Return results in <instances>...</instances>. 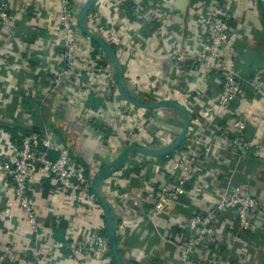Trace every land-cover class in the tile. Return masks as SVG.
I'll return each instance as SVG.
<instances>
[{
  "label": "built area",
  "instance_id": "obj_1",
  "mask_svg": "<svg viewBox=\"0 0 264 264\" xmlns=\"http://www.w3.org/2000/svg\"><path fill=\"white\" fill-rule=\"evenodd\" d=\"M57 1L55 14H51L48 7L35 4L40 16L35 23L41 25L28 26L38 46L37 61L44 52H52L44 54L34 68L32 82L5 85L10 92L5 99L0 97V105L5 108L13 104L14 99L10 95L23 90L25 95H33L39 102L49 104L57 115V125L63 122L60 113L72 116L77 125L101 120L109 126L111 140L101 136L96 142L104 145L107 141L115 147H111L115 152L106 153L108 159L100 156L103 162L87 170L74 160L76 155L65 139L49 129L39 128L34 134L20 135L18 141H12L8 134L0 131V230L7 225L25 227L19 249L27 264H69L74 261L78 264H114L106 235L104 210L93 191L92 182L99 170L112 163L126 147L161 148L163 146H155H165L170 142L163 143L162 133L177 138L180 130L172 134L166 129L168 109H139L122 99L107 56L78 27V15L88 0ZM255 1L250 0L251 6ZM260 4L264 13V0H260ZM249 9L257 10L256 6ZM249 9L243 7L242 10L238 0H203L190 7L186 0L185 12L179 9L178 0H97L92 9L94 13L87 16L86 26L112 47L127 86L137 99L153 103L175 100L186 107L192 118L185 151L176 155L178 149L165 163L154 167L160 174L158 184L149 186L141 182V172L136 175L144 199L151 196L154 202L151 207H143L138 215L133 236L134 239L139 237L142 244L136 253L129 245L118 242L126 264L139 263L149 256L151 236L147 238L144 235L151 224L161 234L164 246L175 249L181 264H225L221 252L224 246L230 248L236 241L242 245L241 264L251 261L253 246L237 235L224 237V227L219 226L221 214L231 213L240 233L252 235L260 229L264 223V199L253 194L251 184H231L215 191V204L188 217L177 207L187 198L211 191L213 185L208 182L205 170L211 152L218 154L228 150L227 153L237 161L250 160L248 157L253 155L261 164L264 162V136L260 133L264 121L261 117L255 120L254 134H251V120L242 109V105L252 107L264 101V67L255 73L253 79L245 80L236 69L233 52L236 26L243 22L251 27V31L256 27V23L248 22ZM24 13V10L15 8L14 0H0V30L14 39L17 17ZM259 17H262V12ZM41 32L47 37L40 35ZM178 32L183 36H176ZM151 39L173 50L176 47L180 52L190 39L194 41L185 54L179 53L174 59L176 64L181 61L190 65L185 68L190 83L171 91L164 88L163 74L168 72L164 65L169 59L162 56H158L154 75L138 74L133 69L137 57L144 65L150 62L144 54L149 50ZM160 50L161 46H158L157 53ZM18 57L24 66L28 65L22 53ZM5 70L11 82L15 71ZM213 75L217 84L210 91L203 90L206 107H201L196 99L203 96L201 89ZM196 80L202 82L200 87L194 84ZM250 89L252 95L249 96ZM93 99L100 101L97 108L90 105ZM236 104L238 108H232ZM231 110L234 118L226 128L235 136L231 140L228 137V145L224 141L217 144L219 137L216 133L224 129L218 127L217 120ZM18 118L31 121L29 127H37L31 115H19ZM151 161L154 159L131 155L120 171L102 183L101 192L107 202L112 199L109 194L117 191L121 195L116 194L117 199L122 203V197H128L129 192L125 186L124 189L117 187V182L128 179L127 175L130 176L134 169L133 164H140L144 173L153 169ZM44 181L55 186L46 190L42 187ZM37 185L42 188L43 196L46 192L48 198L44 201L51 207H40L36 197ZM4 194L8 196L2 198ZM44 209L50 211L54 228L65 225L63 240L55 239L53 224L47 229L46 213L43 215L41 212ZM174 212L184 217L182 225H178L183 232L180 235L171 229L170 213ZM129 233L130 230L123 226L117 230L121 238Z\"/></svg>",
  "mask_w": 264,
  "mask_h": 264
},
{
  "label": "crops",
  "instance_id": "obj_2",
  "mask_svg": "<svg viewBox=\"0 0 264 264\" xmlns=\"http://www.w3.org/2000/svg\"><path fill=\"white\" fill-rule=\"evenodd\" d=\"M76 1L78 2L79 0ZM200 1L203 0H187L189 7ZM238 1L240 5H242V10L243 7L244 9H249L253 8L254 6H256L257 10L253 11L249 9L248 11V14L250 15V19H248V22L253 23V25L254 23H256V27L253 28L252 31L251 27L247 23L244 24L243 22L239 23V25H237L235 28V31L233 33V36L235 37L233 39V52L235 58L238 57L239 52H245V49H242L241 47L243 44L253 49H258L259 45L264 44V13L261 10L260 0H256L255 2H253L252 6L250 4V0ZM57 3V0H14L15 8L24 10L25 13L17 17L18 24L15 30L16 37L14 39H11V37L8 36L5 31L0 30V97H2L3 99H5V97L7 96V92H10V89L5 87L7 83L18 85L23 84L27 81H31L32 78L34 79V68H36V66L41 62L44 54H49V52H52L49 50V52H44L41 58L37 61L38 46L36 45V39L33 35V31L28 26L39 27L41 25V23H35L39 16V13L35 10V4L46 6L50 9L49 11L51 12V14H55L58 11ZM178 7L181 11L185 12L186 0H178ZM260 12H262V18L259 17ZM258 34H261L262 36V38H260L259 40L258 36L255 37V35ZM40 35H42L44 38L47 37L46 33L44 32H41ZM176 36L180 37L183 36V34L182 32H178ZM192 39L189 40L186 46H182L181 52L177 50L176 47H174L173 50L171 48H168L165 44L156 42L151 39L148 42L149 50L144 54L148 57V59H150V62L144 65L140 63L139 58L137 57L133 62V69L138 74H144L146 76L154 75L157 72L156 70L158 64V56L166 57L169 59V61L165 63L164 67L168 69V72L166 74H163L162 86L170 91L177 89V87L179 86H185L186 84L190 83V81H188L190 77L187 76L188 72L185 70V68H189L190 65H186V63H182L181 61L176 64V61H174V59L176 60L179 53L185 54L187 48H190L194 45V41ZM181 42H184V39H182ZM158 46H161V50L159 53H157L156 51ZM237 46H239L240 48L239 52H236ZM20 53L25 56V61L28 64L27 66H24L21 63L18 57ZM154 53H156L157 56ZM260 53L264 57V49L260 50ZM8 68L15 71L11 77V82L9 81L8 73H6L5 70ZM215 78L216 77H214V75L210 77L209 81H207V84L205 85V88L201 89L203 96H198L196 99L197 103L201 105V107H206V98L204 92L210 91L216 86L217 83L213 81ZM194 84L200 87L202 82L196 80ZM248 93L249 96L252 95L251 89L248 90ZM10 96H13L12 100L14 99V103L12 102L13 104L6 105L5 108L0 105L1 120L7 122L13 121L12 119L9 120L7 118V116H9L11 112L12 115H15L14 117H18L19 115H24V117H27V115H30V113L36 114L38 117H40V119H32L33 124L38 127H35V132H37V129L39 128H46L56 135L63 136L66 144L69 145L73 153L80 158V161L85 165L86 169L93 168L96 163L101 162L102 159H100V156H105L108 159V155L106 153L111 154V152H115V150L111 149V147H115L110 145L107 141L104 145H98L96 142L101 136L106 137L103 132L105 131V128L109 129L107 123L101 120H94L96 122L94 124L92 122H89L88 125H77L75 119H73L72 116H70L69 114L66 115L64 113H60V117L63 122H59V124L57 125V115L50 108L49 104L47 105L46 103L44 104L39 102L35 97H32L33 95H25V92L23 90H18ZM2 98H0V102ZM242 106V109H245L248 113L252 123V126H250L249 128V132L251 134H254L255 128L253 124H256L255 120H259L261 117L264 121V101H259L252 107H247V105ZM43 114L45 116H43L42 118ZM166 114L169 118V124L166 129H169L168 131L173 132L172 134H177L179 128L183 125L184 122L182 115L173 110L166 111ZM18 120L25 127H29L32 124L31 121L26 122L21 119ZM260 133L262 134V136H264V126L262 132ZM216 134L217 137H219V141L217 142V144L224 141L225 145H228L227 140L229 137V131H227L226 127L223 130H218V133ZM175 138L176 137H173V135L171 136L168 133H162L161 137L162 141L164 140V144H167L169 141H174ZM108 139L111 140L110 137ZM158 146L159 145L155 147ZM227 151L228 150H225L224 152L219 151L218 154L213 151L207 157L205 170L207 171L206 174L208 182L213 185L211 191H206L204 195L202 194L198 197L194 195V197L192 196L190 198H187L183 200L182 203L177 207H181L187 212H189V210L195 212L207 209L217 201V195L215 194V191H221L222 189L227 188V186L234 184V171L237 168L246 170L245 165L242 163L245 161H237V159L231 157L229 153H227ZM156 160L157 159L151 161L152 163H150L153 169H148L145 173L143 171H140L142 176L141 182H145V184L149 186H155L159 182L160 174L158 175L156 173V169L154 170V167H159V163H157ZM248 161L250 162V160H247V162ZM254 161H256L255 163H260L258 160ZM234 163H237L238 165ZM249 178V183L251 184L253 194L257 198L264 199V162H262V167L260 168V170H258L255 175H252ZM120 186L122 189H124V186L126 187L129 192L128 197H122L124 201L120 203L116 196V194L119 193H116L117 191L113 192L109 194V198H112L109 202V205L114 213L117 230L122 226L125 227V229L130 230V233L127 237L121 238V236H119L118 242H122V244L125 246L129 245L130 247H132V251L136 253L137 247L142 244L139 241V237L137 239H134L133 236V231L137 230L136 226L138 225V215L143 207H151V204H153L154 200L153 198H151V196L147 200L144 199L143 191L140 190V184L136 175H134L133 177L128 176V179H122L120 182H117V187ZM35 189L37 195L36 197L41 204L40 207H51L49 205H46V202L44 201H47L48 196L42 195V188L37 185ZM6 196L8 195L4 194L2 198ZM41 212L43 215H45L46 213L47 219L45 225L47 229H49L50 225L53 224L54 219L51 216L50 211L44 209L41 210ZM177 214V212H174L173 214L170 213V215L172 216L170 217V220L172 221V231H174V233L178 232V235L179 231H181L180 229H178V225H182L184 217ZM165 217L167 218L168 216ZM52 226L54 235H56V231L59 229L62 230L64 238L65 225H61L57 228H54V224ZM219 226L224 227V237H227L228 235H237L236 237L243 239L245 242L253 246L252 258L251 261L247 264H264V223L260 225V229L258 228L252 233V235H245L240 233L233 215L231 213H223L221 214V217L219 219ZM19 227H12L11 225H7L3 230H0V264L13 262L16 264H27L24 254L21 253V250L19 249L21 240L24 235L23 231H25V227L22 226L18 230ZM12 229L15 230V232H12ZM148 230L149 231L147 233L145 232L144 237L149 238V236H151V239L149 240L151 244L149 256L139 263L131 262L129 264H181L178 260L175 249H173V247L171 246H164L161 234L159 235L156 232L154 225L151 224ZM228 247L224 246L223 251L221 252L222 259L225 261V264H241V243L239 241H236L231 245L230 248ZM69 264H78V262L74 261Z\"/></svg>",
  "mask_w": 264,
  "mask_h": 264
},
{
  "label": "water",
  "instance_id": "obj_3",
  "mask_svg": "<svg viewBox=\"0 0 264 264\" xmlns=\"http://www.w3.org/2000/svg\"><path fill=\"white\" fill-rule=\"evenodd\" d=\"M96 2L97 0H88L87 3L83 6V8L81 9L78 15V27L80 31L87 38L93 41L107 56L108 60L110 61V64L114 69L116 87L122 99L139 109H144V110L168 109V110L177 111L182 115V118L184 119L180 133L172 143L165 145L161 148H146L139 145L128 146L122 150V152L117 156V158L112 163L100 169L92 182L93 191L104 210L106 235L111 247V253L115 261V264H126L118 246L117 227H116L114 213L109 203L107 202L106 198L101 192L102 183L106 179L110 178L113 174L120 171L122 166L128 161L129 157L133 154H138L154 160L168 158L169 156L173 155L178 149L182 147V145L187 140L192 118L186 107L175 100L165 101L162 103L145 102L137 99L134 93L131 92L124 79L120 62L112 47L109 44H107V42L104 39L94 34L86 26L87 16L94 7V5L96 4ZM35 131L36 128L34 129V132ZM83 166L85 165L83 164Z\"/></svg>",
  "mask_w": 264,
  "mask_h": 264
},
{
  "label": "trees",
  "instance_id": "obj_4",
  "mask_svg": "<svg viewBox=\"0 0 264 264\" xmlns=\"http://www.w3.org/2000/svg\"><path fill=\"white\" fill-rule=\"evenodd\" d=\"M93 9V8H92ZM95 10H91L90 12L93 14ZM262 18V17H261ZM264 18V16H263ZM258 36V40L260 38H262L261 34L255 35V37ZM247 43V42H246ZM93 44L98 47L94 42ZM242 49H245L244 53H240L239 50V46L236 47V52L238 53V57H234V61H235V65H236V69L239 71L240 75L242 78H244L245 80H251L255 77V73L263 68L264 65V57L263 55L260 53V50L264 49V44L259 45L258 49H253L248 47L247 45L243 44ZM219 90V89H218ZM96 101V102H94ZM97 103V104H96ZM100 101H97L95 99L91 100L90 105L92 106V108H97V106L99 105ZM238 108L237 104L234 105L232 108ZM233 110H231V112L225 117L218 119L217 120V124L219 128H225L227 126V123L230 121V119L234 118V115L232 114ZM32 119L36 118L37 120L40 119V117H38L36 114L30 113ZM47 115V114H46ZM15 115H12V112L10 113L9 116H7L8 119H12L13 122H7V121H3L0 119V131L8 134L11 138L12 141H18L20 140V135H30V134H34V128L33 127H25L21 122H19V118L18 117H14ZM45 116L44 114L42 115ZM93 124L96 123L94 120L91 121ZM104 130V128H103ZM106 135V138L110 136L111 130L110 128H105V131L103 132ZM234 134H229V139H233L234 138ZM63 138V136H61ZM64 139V138H63ZM187 146V143H185L180 150H178L175 154H179L183 151H185ZM174 154V155H175ZM248 158H250V162L247 160H244L245 162H242L245 165V169L243 170L242 168H237L235 169V173L234 176L235 178L233 179V186H237V185H245V184H250L249 183V177H251L252 175H255L257 173L258 170H260V168L262 167L261 163H255L256 160L253 155L249 156ZM74 160L77 163L82 164V162L80 161V158L76 155V157H74ZM167 160V158H163V159H158L157 163L162 164L165 163ZM237 164V163H234ZM134 165V169L132 170L131 175H139L141 169H140V164H133ZM238 165V164H237ZM259 174V173H258ZM127 175V174H126ZM129 176V175H127ZM55 185L52 182H42V187L45 188L46 190L54 187ZM46 194V192H44V195ZM179 210H181L182 212H184V214H186V216H190L193 211L189 210V212L185 211L183 208H179ZM64 228V227H63ZM183 233L182 231H179V234ZM178 233V232H176ZM56 240H63V234H62V230H57L56 231V235H54ZM138 238V237H137ZM136 238V239H137ZM115 264V261H113Z\"/></svg>",
  "mask_w": 264,
  "mask_h": 264
},
{
  "label": "rangeland",
  "instance_id": "obj_5",
  "mask_svg": "<svg viewBox=\"0 0 264 264\" xmlns=\"http://www.w3.org/2000/svg\"><path fill=\"white\" fill-rule=\"evenodd\" d=\"M179 130H181V128H180ZM179 133H180V131H179ZM169 144H170V143H169ZM157 145L164 146L163 144H157ZM167 145H168V144H167Z\"/></svg>",
  "mask_w": 264,
  "mask_h": 264
}]
</instances>
